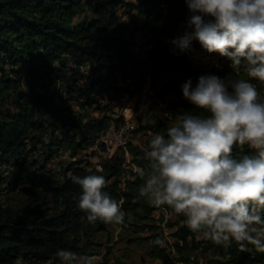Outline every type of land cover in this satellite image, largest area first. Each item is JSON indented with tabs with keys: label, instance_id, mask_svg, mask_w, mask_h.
Wrapping results in <instances>:
<instances>
[{
	"label": "trees",
	"instance_id": "1",
	"mask_svg": "<svg viewBox=\"0 0 264 264\" xmlns=\"http://www.w3.org/2000/svg\"><path fill=\"white\" fill-rule=\"evenodd\" d=\"M136 15L142 17L141 25ZM192 15L185 0H0V264H58L61 249L79 256L87 252L80 232L105 229L99 220L89 223L78 207L82 189L71 177L87 175L104 176V191L122 203L121 229L153 231L142 239H151L149 254L157 264H264V252L253 245L242 251L235 242L216 244L203 232H193L187 218L167 205L176 253L159 245L153 208L138 195L147 178L140 173L149 171V144L127 143L140 172L108 160H100L98 170L81 158L70 161L62 174L48 166L61 151L76 156L111 124L118 125L122 118L112 115L113 107L147 80L156 84L169 76L158 94L177 99V116L204 112L183 97L188 79L193 87L208 74L255 82L231 66H194L189 50L201 45L198 40L186 50L172 43L193 30L187 27ZM139 29L148 36L144 52L138 50ZM257 90L264 96V83L258 81ZM146 127L167 138L171 126L167 118L140 129ZM253 154L247 146L233 152L236 159ZM127 172L131 176L122 185ZM17 190L25 197L23 204L12 207L1 200L3 191ZM195 253L208 258L191 259Z\"/></svg>",
	"mask_w": 264,
	"mask_h": 264
},
{
	"label": "clouds",
	"instance_id": "2",
	"mask_svg": "<svg viewBox=\"0 0 264 264\" xmlns=\"http://www.w3.org/2000/svg\"><path fill=\"white\" fill-rule=\"evenodd\" d=\"M193 13L192 31L172 41L181 50L193 39L209 53L226 57L234 70L264 83V0H185ZM198 13V14H197ZM205 17L212 19L205 20ZM183 97L199 115L184 114L156 134L145 149L149 171L139 197L183 214L193 232L216 244L264 252V96L249 80L201 75L182 84ZM207 113V114H205ZM147 123L155 120L146 117ZM253 155L234 158V149ZM81 189L78 207L89 223L122 225V203L104 191L102 175L72 176ZM56 256L62 264H91L70 250Z\"/></svg>",
	"mask_w": 264,
	"mask_h": 264
},
{
	"label": "rangeland",
	"instance_id": "3",
	"mask_svg": "<svg viewBox=\"0 0 264 264\" xmlns=\"http://www.w3.org/2000/svg\"><path fill=\"white\" fill-rule=\"evenodd\" d=\"M131 14L136 13L132 12L130 15ZM135 21H137L139 25H141L143 22L142 17L138 15L135 16ZM137 35L139 36L138 50H142V52H144L145 47L148 48L147 44H145L148 40V36L144 29H139ZM189 56L194 66L206 67L212 64L211 54H209L207 50H205L201 45L197 49L189 50ZM226 60L230 62L227 58ZM240 70L246 73L243 67ZM246 76L244 75V78H246ZM168 78V75H164L157 81L156 84H153L150 80H147L146 83L152 86V92L155 91L156 93V99L151 104L145 105L147 102L142 99L144 96L140 90L141 93L140 91L133 93L129 92L127 100H125L126 97H124L121 99L118 106L116 105L113 107L111 113L113 116H115V114H119V111H121V106L124 102L128 101L132 103L134 95L138 94L139 96L136 98V101H143V109L134 119L131 129L130 135L134 144H139L141 147H144L148 145L151 139L156 135V133L149 127L140 129L143 126L149 124L146 122V117L161 121L168 118L170 126H173L175 123L177 115L174 112L173 103H175L177 99L171 94H167L165 96L158 94L161 85ZM251 83L256 86V88H258V80H255V82L251 81ZM148 98L149 96L145 99L148 100ZM128 113H130V111H128ZM119 118H121V115ZM80 158L86 162L95 164V167L100 163V160H105L100 152V147L96 146L94 143L87 149L85 148L82 150V152L76 156H71L68 151H61L48 163V166L53 168V170H55L57 173L62 174L63 168L70 161H75ZM126 159H129L133 163L130 153L129 157ZM121 180L124 181L125 177L122 176ZM1 200L5 201L12 207H18L25 202V197L19 190L13 193L3 191ZM150 205L153 208L151 213V222L156 225L155 232L159 234V245L167 248L168 251L172 252L171 254L173 256L176 251L172 250V246L170 244L172 242V238L170 236L171 230L167 228L171 225L166 224L165 233L163 232L162 228V222L165 217V211L161 209L163 205L159 207L153 205L152 203H150ZM167 214L169 217V212ZM152 232L153 231L150 229H144L139 233H134L133 229L123 230L117 224H105V229L103 230L89 229L87 233L82 231L80 232L81 244L84 247L87 245L88 250L81 256L86 260H90L91 264H157L159 260L154 259L149 254L151 239H142L143 237L150 235ZM206 258H208L207 253H197V255L195 253L191 256V259H198L200 262H204ZM58 264H62V262ZM189 264L195 263L192 261Z\"/></svg>",
	"mask_w": 264,
	"mask_h": 264
},
{
	"label": "built area",
	"instance_id": "4",
	"mask_svg": "<svg viewBox=\"0 0 264 264\" xmlns=\"http://www.w3.org/2000/svg\"><path fill=\"white\" fill-rule=\"evenodd\" d=\"M210 56V55H209ZM211 60L212 64L209 66H206V68L210 67H230V62L226 60V57L221 56L220 54H211ZM147 84V83H146ZM144 85V88H141L142 94H143V100L147 102V104H151L155 99V91L152 92V86L150 84ZM140 91V93H141ZM57 99H60V92L56 90ZM140 95V94H139ZM148 100L145 98L148 97ZM62 99H65V96H63L62 93ZM126 97L125 100L128 98V93H124L123 97ZM139 97L138 94L133 96L132 103L131 102H124L121 106V111H119V114H115L116 117H120L121 115V122L118 125L111 124L106 130L102 131L99 136L96 139V146L100 147V152L102 154V157L105 160L112 161L118 165L124 166L128 169H131L135 172H140L142 169L140 166H137L134 162L132 163L129 159H126L129 157V152L127 149V143L129 141H132L131 138V129L133 126L134 119L136 116L140 113V111L143 109L142 103L143 101H136V98ZM130 111V113H128ZM96 169L101 170V164L99 163L96 165ZM131 175L127 172V174L124 177H130ZM124 181H122V185H124ZM165 211V217L162 222V228L163 232H166V224L168 217V212L165 209V207H161ZM168 225V224H167ZM168 229H170V236L172 238V242L170 243L172 246V250H175L173 247V241L174 236L173 232L175 230L174 226H168ZM172 253V252H171Z\"/></svg>",
	"mask_w": 264,
	"mask_h": 264
}]
</instances>
